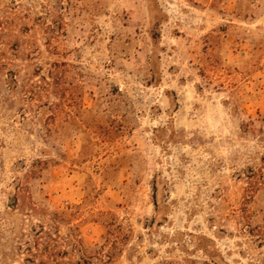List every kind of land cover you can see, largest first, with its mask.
<instances>
[{
    "label": "rangeland",
    "instance_id": "obj_1",
    "mask_svg": "<svg viewBox=\"0 0 264 264\" xmlns=\"http://www.w3.org/2000/svg\"><path fill=\"white\" fill-rule=\"evenodd\" d=\"M0 264H264V0H0Z\"/></svg>",
    "mask_w": 264,
    "mask_h": 264
}]
</instances>
